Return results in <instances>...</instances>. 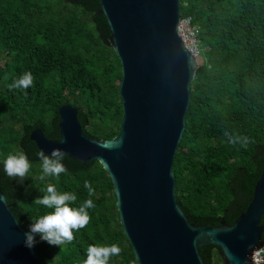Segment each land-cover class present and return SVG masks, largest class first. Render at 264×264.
I'll use <instances>...</instances> for the list:
<instances>
[{"label":"trees","instance_id":"obj_1","mask_svg":"<svg viewBox=\"0 0 264 264\" xmlns=\"http://www.w3.org/2000/svg\"><path fill=\"white\" fill-rule=\"evenodd\" d=\"M181 7L182 17L199 26L204 63L191 84L186 130L174 158L177 202L191 224L232 225L264 170V0H181ZM99 10L98 0H0V159L23 151L31 163L23 183L0 170V191L25 230L30 219L48 211L34 203L48 184L76 193V204L88 198L94 203L87 224L70 242L34 246L42 264H83L87 247L100 244L119 249L109 264H138L101 164L65 156V173L41 180L39 150L30 140L35 129L60 140L63 105L79 110L86 136L118 135L122 70ZM25 71L32 86L10 90ZM225 130L247 136L248 144H228ZM261 241L264 245V232ZM199 251L205 264H223L218 248L205 245Z\"/></svg>","mask_w":264,"mask_h":264},{"label":"water","instance_id":"obj_2","mask_svg":"<svg viewBox=\"0 0 264 264\" xmlns=\"http://www.w3.org/2000/svg\"><path fill=\"white\" fill-rule=\"evenodd\" d=\"M109 45L119 58L122 119L111 140L90 138L78 109L59 111L60 140L41 129L30 134L38 150L60 148L86 165L97 161L108 174L119 220L138 264H205L200 247L219 249L223 264H253L263 244L264 170L245 212L232 225L191 224L177 202L174 158L186 130L191 84L203 58H195L178 34L181 0H98ZM0 191V264H42Z\"/></svg>","mask_w":264,"mask_h":264},{"label":"clouds","instance_id":"obj_3","mask_svg":"<svg viewBox=\"0 0 264 264\" xmlns=\"http://www.w3.org/2000/svg\"><path fill=\"white\" fill-rule=\"evenodd\" d=\"M33 84L32 75L25 71L9 84V89L25 90ZM223 136L230 145L239 144L245 147L249 138L235 131L225 130ZM39 160L40 179L46 177L59 178L65 173L66 168L63 163L65 152L60 148H53L49 152L43 149L36 153ZM31 163L23 151L9 153L0 159V170L12 178H17L18 182L23 183L24 177L29 172ZM83 187L87 189L88 197L93 196V188L87 180ZM77 195L72 191L57 190L55 185L48 184L43 190L42 195L34 199V203L48 211L30 219L23 236L24 246L31 249L39 242H46L50 246H61L73 239V233L83 228L88 220V210L94 207L93 200L84 199L76 204ZM119 249L115 244L89 245L86 249V256L83 264H109L111 256L118 254Z\"/></svg>","mask_w":264,"mask_h":264},{"label":"built area","instance_id":"obj_4","mask_svg":"<svg viewBox=\"0 0 264 264\" xmlns=\"http://www.w3.org/2000/svg\"><path fill=\"white\" fill-rule=\"evenodd\" d=\"M178 34L186 49L197 59L202 58L200 52L199 26L194 24L190 16L180 18ZM253 264H264V245L254 250L251 256Z\"/></svg>","mask_w":264,"mask_h":264}]
</instances>
